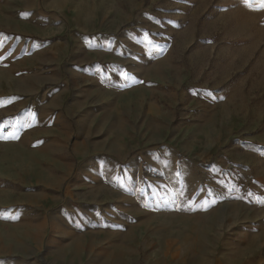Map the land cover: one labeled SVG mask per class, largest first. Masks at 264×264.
<instances>
[{"label": "rangeland", "instance_id": "obj_1", "mask_svg": "<svg viewBox=\"0 0 264 264\" xmlns=\"http://www.w3.org/2000/svg\"><path fill=\"white\" fill-rule=\"evenodd\" d=\"M0 264H264L261 0H0Z\"/></svg>", "mask_w": 264, "mask_h": 264}, {"label": "crops", "instance_id": "obj_2", "mask_svg": "<svg viewBox=\"0 0 264 264\" xmlns=\"http://www.w3.org/2000/svg\"><path fill=\"white\" fill-rule=\"evenodd\" d=\"M71 215H72V217H74V214H71ZM75 215H76V214H75ZM95 215H96V214H95ZM81 220H82V221H85L84 218H82ZM115 220L119 221L118 226H120V225L125 226L124 231H126V230H127L128 228H130L132 225H137V224H138V223H137V219L133 220L132 218H127V217H125V218H123V217H119V218H115ZM113 221H114V220H113ZM79 225H83V223H79ZM111 225H112V226H117V225L114 224V222H111ZM110 230H111V229H110ZM112 231H115V232L118 231L117 227H116V228L113 227Z\"/></svg>", "mask_w": 264, "mask_h": 264}, {"label": "snow or ice", "instance_id": "obj_3", "mask_svg": "<svg viewBox=\"0 0 264 264\" xmlns=\"http://www.w3.org/2000/svg\"><path fill=\"white\" fill-rule=\"evenodd\" d=\"M261 7H264V0H261Z\"/></svg>", "mask_w": 264, "mask_h": 264}]
</instances>
